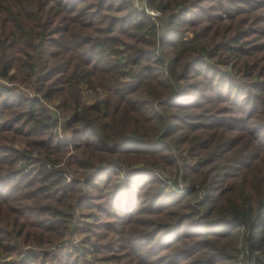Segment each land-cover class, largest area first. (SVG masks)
Instances as JSON below:
<instances>
[{"label": "trees", "instance_id": "1", "mask_svg": "<svg viewBox=\"0 0 264 264\" xmlns=\"http://www.w3.org/2000/svg\"><path fill=\"white\" fill-rule=\"evenodd\" d=\"M148 4L0 0V264H264V0Z\"/></svg>", "mask_w": 264, "mask_h": 264}, {"label": "rangeland", "instance_id": "2", "mask_svg": "<svg viewBox=\"0 0 264 264\" xmlns=\"http://www.w3.org/2000/svg\"><path fill=\"white\" fill-rule=\"evenodd\" d=\"M137 4H140V3H137ZM134 5L136 6V4L134 3ZM16 83V82H15ZM6 84H8V85H12L11 83H9V82H6ZM14 86L16 87V89L19 91V92H21V93H24L25 95H27V96H29V97H34V96H36V93H34V90L32 89V88H30V87H27V86H25V85H23V84H20V83H16V84H14ZM42 99V101H47V102H50V103H53L54 104V102L53 101H49V100H47L46 98H43V97H41ZM85 100L87 101V102H91L92 100L90 99V98H87L86 96H85ZM55 104H57V101L55 102ZM59 112V111H58ZM60 113V112H59ZM65 117V116H64ZM64 117L62 116V114L60 113V115H59V125H61L62 126V122L64 121ZM63 135H64V138H62V139H69L70 140V138H71V134L69 133V132H67L66 131V133L65 132H63ZM61 136V135H60ZM140 164H137V165H133V166H135L134 168H136V167H138ZM141 166V165H140ZM129 169H131V167H129V166H126V165H123V167L120 169V171H119V174H120V176H126V174L128 173V170ZM157 171V173L163 178V180H168V181H170V185H167V186H169L168 188H172V186L174 187V188H180L179 186L178 187H176V185H175V183H174V181H173V179H171V177H169L168 176V174H166V173H164V172H162V171H160L159 169L158 170H156ZM180 184H182V186L181 187H184V186H186L185 185V183L182 181V179L180 180ZM202 192L203 191H201V194H202ZM73 234H75V235H73L72 237H70L69 239H66L65 241H63L62 243H61V245H69V244H72V243H74V244H79L81 241H83V237L85 236V232L80 228L79 230H77V232H74ZM41 251V250H40ZM41 253H42V251H41ZM41 253H40V255H41Z\"/></svg>", "mask_w": 264, "mask_h": 264}, {"label": "built area", "instance_id": "3", "mask_svg": "<svg viewBox=\"0 0 264 264\" xmlns=\"http://www.w3.org/2000/svg\"><path fill=\"white\" fill-rule=\"evenodd\" d=\"M131 1L133 3H135L137 7H139L142 10H144L145 13L156 22V24L159 26V30L160 31H163L164 29H166V20H165V18L163 16V13H162V11L160 9L150 6L148 4V0H131ZM137 3H140V4H137ZM36 95H38L41 98L40 94H36ZM44 104L49 109H51V111H53V113L55 114L56 117H59L60 113L55 108L53 103L45 101ZM57 130L59 132V135H61L60 137L64 138L63 132H65V131L62 130L61 125L57 126ZM164 182H165L166 185H170V181L164 180ZM181 186H182V184L179 185L180 188H177V190H185L187 188V186H184V187H181ZM202 194H205V192H202Z\"/></svg>", "mask_w": 264, "mask_h": 264}]
</instances>
